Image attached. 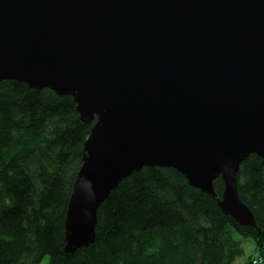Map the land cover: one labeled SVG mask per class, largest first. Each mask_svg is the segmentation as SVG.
<instances>
[{
  "label": "water",
  "instance_id": "1",
  "mask_svg": "<svg viewBox=\"0 0 264 264\" xmlns=\"http://www.w3.org/2000/svg\"><path fill=\"white\" fill-rule=\"evenodd\" d=\"M70 96L84 143L64 250L95 241L121 180L172 168L237 224L240 165H264V0H0V82ZM218 177L220 198L213 190Z\"/></svg>",
  "mask_w": 264,
  "mask_h": 264
},
{
  "label": "trees",
  "instance_id": "2",
  "mask_svg": "<svg viewBox=\"0 0 264 264\" xmlns=\"http://www.w3.org/2000/svg\"><path fill=\"white\" fill-rule=\"evenodd\" d=\"M94 122L70 96L0 82V264H233L243 253L235 233L258 253L246 264H264V165L256 155L240 165L237 185L259 232L224 215L176 170L146 167L100 204L94 243L66 252V211ZM223 189L218 177V198Z\"/></svg>",
  "mask_w": 264,
  "mask_h": 264
},
{
  "label": "rangeland",
  "instance_id": "3",
  "mask_svg": "<svg viewBox=\"0 0 264 264\" xmlns=\"http://www.w3.org/2000/svg\"><path fill=\"white\" fill-rule=\"evenodd\" d=\"M233 238L240 243L243 250L242 255L236 258L233 264H246L249 260L258 259V253L254 249L252 239L243 238L238 233H235ZM41 264H48V257H45Z\"/></svg>",
  "mask_w": 264,
  "mask_h": 264
},
{
  "label": "built area",
  "instance_id": "4",
  "mask_svg": "<svg viewBox=\"0 0 264 264\" xmlns=\"http://www.w3.org/2000/svg\"><path fill=\"white\" fill-rule=\"evenodd\" d=\"M255 263V262H254Z\"/></svg>",
  "mask_w": 264,
  "mask_h": 264
}]
</instances>
